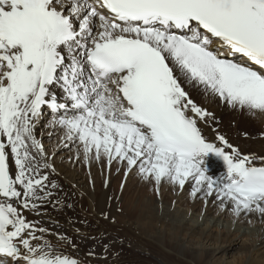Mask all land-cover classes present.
Listing matches in <instances>:
<instances>
[{
	"label": "snow or ice",
	"instance_id": "1",
	"mask_svg": "<svg viewBox=\"0 0 264 264\" xmlns=\"http://www.w3.org/2000/svg\"><path fill=\"white\" fill-rule=\"evenodd\" d=\"M174 69L233 108L264 112V0H0V264H78L40 243L45 229L20 211L51 195L33 120L42 105L66 109L50 93L57 83L72 114L56 123L86 160L122 162L125 175L136 169L157 185L194 181L192 196L215 194L235 216L264 218V164L223 137L230 152L206 142L188 113H208ZM209 155L225 176L209 174Z\"/></svg>",
	"mask_w": 264,
	"mask_h": 264
},
{
	"label": "bare ground",
	"instance_id": "2",
	"mask_svg": "<svg viewBox=\"0 0 264 264\" xmlns=\"http://www.w3.org/2000/svg\"><path fill=\"white\" fill-rule=\"evenodd\" d=\"M88 2L90 3V0ZM215 44L218 47L219 41H216ZM221 51H224L226 58H230L227 50L221 49ZM64 55L66 63H70L71 56L68 55L67 50H65ZM87 75H91V72L88 71ZM174 75L178 77L181 86L190 95V99L198 102L203 107L202 109H207L208 115L203 119H200L194 113H188L189 116L197 120V126L205 137L206 142L230 152V149L218 139V137H223L228 145L237 149L241 154L256 156L258 159L254 163L257 166L264 164V161L259 159L264 158V136L251 135L244 137L239 133L240 130L238 128L240 126L248 128L254 125L248 110L231 107L220 97L205 90L204 86L197 84L195 81L189 82L180 75L179 69H174ZM50 93L55 96L57 103H64L66 109L60 110L56 114L57 111L47 105H43L41 112H44L42 114L46 115L48 111H51L50 117L57 119L64 114L71 115V101L68 99L62 84L57 83L50 86ZM255 112V116H258L260 127L264 128V112ZM45 115L42 116L43 121L46 118ZM42 123H40L41 126L43 125ZM33 124V134L35 136L38 124L34 120ZM54 125H56V122ZM51 126L49 125V127ZM49 127L48 124H44V131H47V129L49 131ZM58 127L59 133L61 132L65 137V129L61 126ZM54 132L52 128V134ZM64 145L62 146L63 148L65 147ZM53 147L56 148V146ZM64 153L66 151L63 150L59 155H56V153H47V150H44L43 156L37 157L41 163L46 162L51 165L50 168L41 169L48 176L46 190L51 195L43 201H37L35 208H20L22 215L27 221L34 224L37 229H45L43 233L36 232V235L42 238L39 242L42 243L47 240L49 243L56 245L57 247L54 248L55 252L75 259L78 264H123L122 261L116 258L117 253L123 252H128L127 257L130 261L141 262V264H179L181 262L184 263L183 261L186 264H264V255H262L264 254V218L258 214L246 213L235 216L231 208L222 205L215 194L206 196L204 191H201L195 197L192 196L194 181L186 182L183 188L177 184L162 181L159 184L161 185L162 196L168 184L175 188L170 202L166 200L168 198L167 193H165L163 200L161 194L160 197L155 196L154 199H146L145 195L147 192L145 190H138V200L134 198L135 193L129 197L127 195L123 196V203L128 208V214L136 212L135 221H131L117 214L116 209L119 208L118 205L122 201L121 194L117 193V195H114L111 192L107 173L110 170L116 171L118 169L117 165H119L124 170L123 176L127 178L132 176L143 178L138 174L137 170L132 169L125 175L127 167L122 162L113 161L109 165L106 159L97 160L93 156L91 159L86 160L84 155L76 158L72 156V159H70L71 166L68 167L62 163V160L58 159ZM206 159L209 174L214 179H219L226 175L227 166L221 158L209 155ZM96 161L99 163L97 166L102 167V174L104 175V177L102 176V181H100V178L98 181L96 178L90 180V177L95 174L94 162ZM9 166L10 174L14 176L16 169L11 157ZM82 167H85L86 170L88 168L91 175L86 177V175L82 174ZM144 181L145 188L147 184L149 186L157 185L151 180ZM52 184H55L56 187L53 188ZM59 188H63L64 191H58ZM154 191L156 192L155 189ZM55 192H58L56 196L61 200L56 201ZM184 196L188 198L184 201V204L179 203L173 206L175 198L184 199ZM85 198L89 201L84 202ZM202 199L204 201L200 205L197 200ZM131 202L135 204L129 205ZM72 203L76 204L77 207L67 209V218L58 213L59 205L61 209H64L66 205L69 206ZM230 210V213H226ZM100 215L112 220L118 219L119 222L114 221L112 225L119 224L115 226L119 231L103 234L104 228L95 226L99 221ZM82 221L85 224L90 223V227L95 233L93 236L86 234ZM159 225L162 229H159ZM164 227L166 231L163 230ZM184 232L190 237L198 235L199 241L189 240L186 235L181 237L180 234H184ZM241 237L246 238L243 243L239 242ZM33 243L35 244L37 241H33ZM120 244H127L133 250L122 248L126 249L122 251L121 248L117 249ZM240 247L244 250L241 256L234 257L232 261H225V257L232 253L233 249H239ZM151 251L157 254L159 259H152L146 255V253H151ZM173 254L181 256L183 261L175 259L172 256ZM218 254L220 255L218 256ZM255 255H260V257H254ZM6 264H14V262L8 259Z\"/></svg>",
	"mask_w": 264,
	"mask_h": 264
},
{
	"label": "rangeland",
	"instance_id": "3",
	"mask_svg": "<svg viewBox=\"0 0 264 264\" xmlns=\"http://www.w3.org/2000/svg\"><path fill=\"white\" fill-rule=\"evenodd\" d=\"M97 22L98 21L95 22L96 24L94 25L93 32H95L99 28V24L97 25ZM216 41L217 40H213V44ZM192 100L194 101V104L197 105L199 108H201V109L203 108L194 99H192ZM203 110L204 111H207V109H203ZM255 115H256V112H254V113L251 114L252 120H253V124H254L253 126L251 125L248 128H245V127H241L240 126V128H238L241 131V132L239 131V133L241 135H243L244 137H248V136H251V135L264 136V128L263 127H260L259 120H258V116H255ZM46 119H47V121H46ZM56 120H58V119L57 118H51V117H49V114L46 116V118L44 119V121L42 119V115H39L37 118H35L34 121L36 122V124H38V129H37L35 138L38 139V140L37 139L36 140L39 141V143L42 145L43 149L44 150H47V153L48 152L49 153H53V154L56 153V155H59L63 150L66 151V153H64L63 156L61 158H58V159L62 160L63 161L62 162L63 164H66L68 167H70L71 166V163H70L71 160L70 159H72V156H74V158H76V157H81V156L84 155V153L82 151V146L79 144V142L68 140V139H66V136L64 137V135H62L61 132L59 133V127L58 126H60V125L57 124V123H56V125H54L55 122H56ZM41 122H43L42 123L43 124L42 126L40 125ZM49 122H51V123H49ZM44 124H48V127H49V125H52L54 127L51 126V127H49V131H48V129H47V131H44L45 130L44 129ZM253 127H255V128L253 129ZM52 128L55 131L53 134H52ZM253 130H255V131H253ZM60 140H61V142H60ZM45 143H46V145H45ZM63 145L65 146L64 148L62 147ZM53 146H56V148L53 147ZM249 147H251V146L249 145ZM73 151H74V153H73ZM94 165H95L94 169H96L94 171L95 174H94L93 177H90V180H92L93 178H96L97 181H98V179L100 178V181H102L103 180L102 179V176L104 177V175L102 174V169H101L102 167L101 166H97V165H99V163L97 161L94 162ZM117 166H118L117 167L118 169H116V171L113 172V170H110L107 174L109 175L110 190H111V192L114 195L115 194L117 195V193H120L121 194L120 197H121L122 201L118 205L119 208L116 209V212H117V214L119 216H124V217H126L127 219H129L131 221H135L136 212H133V213L128 214V212H129L128 211V208H126L125 207V204L123 203V196L127 195L129 197V196H131V195H133L135 193L134 198H136V200H138L139 199V197L137 196V194L139 193L138 190H145L147 192V194L145 195V198L146 199H151V198L154 199L155 196L156 197H160V194H161V198L163 200L165 193H167L168 198L166 200H167V202H170L172 192L175 191V188L173 186H171L170 184H168V187H167L166 191L164 192V194L162 196V190H161V187H160L161 185L157 186V185H155L153 183L155 186H153V185L152 186L151 185L149 186L147 184V187L145 188V186H144L145 185L144 184V182H145L144 180L145 179L144 178H139L138 176H132L130 178H127L126 176H123L124 170L122 169V167H120L119 165H117ZM77 167H79V166H77ZM81 172H82V174L86 175V177H88L89 175H91V173L88 170V168L86 170L85 167H82ZM154 189L156 190V192L154 191ZM58 191H64V189L63 188H59ZM57 193L58 192H55L54 197H57L56 196ZM172 198H173V195H172ZM186 199H188L187 196H186V198L184 196V199L175 198L173 200V206L175 204L178 205L179 203L184 204V201ZM59 200H61V199H58V197H57L56 201H59ZM74 201H75V199H74ZM88 201L89 200L85 198V201L84 202H88ZM197 201H199V204L202 205V201H204V199L197 200ZM131 204H135V203L134 202H131L129 205H131ZM75 207H77V205L74 204V203L70 204L69 206L66 205V207L64 209H61V207L59 205L58 213L60 215H62L64 218H67V216H66V213H68L67 209H72V208H75ZM230 212H231V210L230 211H227L226 213H230ZM114 221H116L117 223L119 222L118 219L112 220L110 218H104L102 215H100L99 221H98V223L95 226L96 227H99V228H101V227L104 228L103 234H107V233H111V232H113V233L114 232H118L119 230H117L115 226H118L119 224H116L115 226H113L112 224L114 223ZM82 223L85 226L84 230H85L86 234L89 235V236H93L95 233L93 232L92 228L90 227V223L85 224L84 221H82ZM158 227H159V229H162V227L160 225ZM163 230L166 231L165 230V227L163 228ZM185 233L186 232H184V234L181 233L180 236L181 237H185V235H186V238H188L189 240L199 241L198 235H193V237H190L189 235H187ZM245 239H246L245 237H241V238H239V242L240 243H243ZM52 245H53V248H56L57 247L54 244H52ZM118 248H121V249L122 248H127V249L133 250L127 244H120L119 246H117V249ZM125 250L126 249H122V251H125ZM243 251L244 250L241 247L239 249H233L232 250V253H230L228 256L225 257V259H226L225 261H232L234 259V257L236 258L238 255L241 256L242 253H243ZM127 253L128 252H123V253H120V254L117 253L116 254V258L119 261H122L123 264H141V262H133V261H130L128 259V257H127ZM146 255L149 258H152V259H156V258L159 259V257L157 256V254H155L153 251H151V253L150 252L146 253ZM219 255L220 254H218V256ZM243 255L245 256V254H243ZM262 255H264V254H262ZM172 256L175 259H178V260H180L182 258L181 256H177L175 254H173ZM256 256L260 257V255H255L254 257H256ZM181 261H183V260L181 259ZM183 262L184 263L181 262L179 264H186L185 261H183Z\"/></svg>",
	"mask_w": 264,
	"mask_h": 264
}]
</instances>
